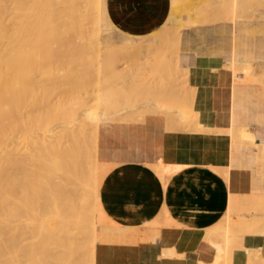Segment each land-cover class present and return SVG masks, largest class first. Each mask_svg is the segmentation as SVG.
<instances>
[{"label":"rangeland","instance_id":"rangeland-1","mask_svg":"<svg viewBox=\"0 0 264 264\" xmlns=\"http://www.w3.org/2000/svg\"><path fill=\"white\" fill-rule=\"evenodd\" d=\"M74 1H73L74 3H72V1L70 0V3L73 6L77 4L78 8L80 6L79 2L81 3V7L83 8V9L79 8V11H81V13L76 11L77 6L75 7L76 9L75 13H73L74 8L73 6H71V4H69L68 0L66 2H63L64 4H66L65 5L66 7L65 6L63 7V5L61 4L62 2H60V4L62 5L61 6L59 4L60 5L59 7L60 21L64 20L62 21V23L61 22L60 23L62 27L64 28L65 24L63 25V22H66V26H68L67 21L70 23H73V20L77 21L78 17L80 21H83L84 23L78 20V23L74 21V23L77 24L76 28H74L75 27V25H73L74 23L70 24L71 28L70 27L64 28L66 29L67 33L63 34L64 39L62 42L65 44H63L62 42L61 43L62 45H64V47L67 46L66 48L69 47L68 49H70V53H69L70 55L67 57L68 59L66 58V56L64 57L62 56V59L63 58L64 59L63 60L61 59V57L58 55V53H60L61 51L60 52L56 51L57 53L53 51V53L57 54L55 56L57 57L59 56L58 57L60 58L59 61L63 64V66L65 65L64 61L66 62L65 67L61 66L62 69L64 68L66 69V66L69 65L71 61H73L75 65H70L72 68L67 66L69 69H66V70H69V71H65L64 69L63 72L62 71L60 72V69H61L59 67L60 65L57 63L58 61L57 58H55L57 61L55 59L53 61L55 64L58 65L60 69L58 70L56 75L53 74V79H52L53 81H52V80H49L48 78L49 73L47 72L46 74V71H44L46 70L44 66H46L47 62L43 61L44 58L41 59L43 62L38 64L39 71L37 72L40 75V77L37 76V78L42 80L40 82L43 84L40 83L39 87L41 85V87L43 88L40 87L39 88L40 90L39 89L38 90L40 93H42V96L45 95L46 97L52 98V99L51 101H49L48 98L45 99L44 102L46 103L44 102L41 103L42 101L41 99L40 100L36 99L37 100V103H36L34 102L32 97H30V99L32 98L31 100L33 101L29 100V97H27L26 98L27 101L29 100L27 104L28 106H25L23 104V106H25L23 108L29 107L28 109L30 113L31 112L34 113L35 108H33L32 106L34 105V103L35 104L40 103L37 105V108L39 106V109L42 111V115L39 116L40 119L38 121L43 123L44 122L43 118L45 117L44 113L46 112L44 104H47V103L49 105H51L52 103L56 104L58 100H62L61 97L62 98L67 97L66 98L68 99L67 101L64 98V101L66 102V104H69V103L72 104L73 102L72 105L70 104L71 105L70 108L73 110L75 109V111L76 110L77 111L76 113H74V111H72L73 112L72 114L70 113L71 115L76 114L74 116H71L69 114L71 120L69 119V116L67 118L66 115L59 113L58 115L64 119L63 120L61 117H59L60 119L63 120V123L61 122L62 120H60L61 123L58 120L57 121L59 122L58 124H55L54 122L53 125H51L52 127H50L52 129H49V132L51 131V133L45 132L46 133L45 134L41 130L39 131L37 130L35 137H38L39 141H41L47 135V138L49 137L48 138L49 140L45 138L46 140L45 142L49 143L48 141H50L52 143H55L56 140L51 139L52 135H54L52 138H55L57 134L65 130L64 128L71 129L74 134V139L76 138L75 140L78 141V142L76 141L75 143L78 144L82 142V144L80 143L79 146L76 144L77 149H80L81 151L79 155L81 153H84L87 150V148L89 149V151L86 152V154L84 153V157L82 158V160H79L81 161L80 165L84 172L83 176L85 178V179L81 178V182L85 181L86 184L88 185L86 188H84L86 189V191L83 192L86 195L82 194L83 199L86 201V204H87L86 212H85L86 215L84 216L87 228L88 227L90 228L91 226L90 224L93 222V219H91L93 218L92 217L93 201L96 199L94 202V206L96 207L98 195H99V201H100V190H101L102 181L104 177L111 170H113L115 167L121 164L129 163V162L150 164L149 166L154 169L156 167V164H158V162L161 163L160 161L163 158L162 155L166 149L177 148V145H176L177 141H175L177 136H182V137L184 136L186 138L187 151H189L192 148L190 144H193L192 136L196 134H202V133L220 132V131L212 130L211 128H208V127H204L201 124L213 123V120H216L219 117H223V120L225 123L228 124L229 121L231 124L237 123L238 125L243 126L246 130L253 132V134H255L254 135L255 141H257L258 143H260V141H264V0H255V1L249 0V2L243 7V9L246 12L244 10L243 11L241 10V13H239L240 16L236 18L235 20H229L228 18L230 15L229 14L230 12H228L230 10L229 9L230 0H220V2L218 0H205V1L204 0H155L154 5H156L158 7V10H161L163 13L162 18L158 22V26L156 30L161 31L165 34H169L171 31V28L177 27L180 32L179 34L180 40L178 41L177 44L175 42V39L172 37H167L165 39H163L162 37H158V36L151 37V35L154 34L156 30H154V33L152 31L151 33H148V34L138 35V34H131L121 29L118 25H116L111 20L109 16V13H108L109 0H95V1L94 0H90V1L89 0H82V1L79 0V2L78 0L77 1L74 0ZM91 2L93 3L91 4ZM68 6L69 8L72 7L71 8L72 12L71 10L70 12L67 11L69 9ZM94 6H97V7H94ZM91 7L93 8V10H91L92 9ZM222 7H226L227 9L222 8ZM257 7H259L260 9ZM63 9L67 13H69L68 18L65 17V15L67 16V14H65V11ZM223 9H225V11ZM84 10H86V12H84ZM63 11H64V14H63ZM82 12H83V15H82ZM79 13L80 15L78 16ZM218 13L223 16L219 17L220 16L219 15L218 17L215 18L216 14ZM60 14L63 15V17L69 20H72V21L65 20V18L61 17ZM72 14L74 15V17ZM85 15H87V17H85ZM224 16L225 17L227 16L228 21L230 22L226 21L225 22L226 24L215 25L217 23H221L219 22L221 20L225 21L226 18ZM208 17H212V19L210 18L211 20H209ZM84 19H87L88 21ZM169 20L171 21L168 22ZM92 22H94V24ZM232 22H234L237 25H234ZM231 24L234 25V30H233L234 45H233V52L231 54L230 59L228 60L229 52H230V39L229 38H230V33L232 31ZM77 26L78 27L81 26V27L77 28ZM193 26H196V27L212 26V27L190 29ZM67 30L72 33L68 32ZM74 33H77L75 34L76 38L73 36ZM128 34L134 35L135 37L136 36L137 37L133 42L127 43L125 41V37ZM145 37H148V38L145 39ZM95 38L99 39V41H97ZM73 40H76V42L79 45L80 44L82 45L75 46V44L77 43L74 42L75 43L74 44ZM64 41H67V43ZM87 42L89 43L88 45H90V47L87 45ZM93 43H96V44L99 43L101 47L96 48V45H93V46L91 45ZM56 45L57 46L55 45L54 46L57 49L53 45L52 47H54V50L55 49L59 50L58 48L61 45L57 43ZM77 47H80L82 49L79 50V48ZM94 50L96 51L99 50L101 52L99 53L98 51V54H97V52L95 51L96 52L95 53ZM154 50L157 51L158 53H154ZM76 52L77 53L79 52L78 54L80 53L81 54L78 55ZM107 53L111 55L109 58L108 56H106ZM164 53H165V56L163 55ZM55 56H53V58ZM104 57L105 58L107 57L108 59L107 58L105 59ZM156 57L158 58L157 61H156ZM78 59L81 62V63L79 62L80 64L77 63ZM233 60L247 62V64H243L239 62H235V63L247 66V68H250L249 69L250 71H248L247 73L244 72L245 73L244 74L245 79L243 78L244 81H242V78H239L238 82H236L233 80L234 78L232 77V81L236 83H233L231 81L230 88H229V85L226 84V81H224V79L226 80V78H223V81L219 82L220 77H217L218 76L217 74H219L220 72H223L227 76L230 75L231 74L230 71L234 69L233 66L231 65V61L233 62ZM27 62L30 63L29 60ZM96 62L98 64H96ZM91 66H95V67H92V68H95V70L91 69L90 68ZM99 66L101 67V70ZM159 67H161V69ZM75 69L77 72H75ZM78 71H79V74H78ZM140 71H142L143 73ZM207 71L208 72L210 71V72L208 73ZM75 73L77 74V76ZM69 74L76 76V77L73 76L74 78L72 80L70 79L69 83L64 78L60 79L61 75H69ZM242 74L241 76L243 77ZM143 75L145 77H143ZM246 75H249L247 76L248 79ZM46 76H48L47 79L49 81H45L47 80ZM30 77L29 75L25 76V82L28 84V86L29 85L31 86L33 84L32 81H34L33 78L31 79ZM27 78L29 81L27 80ZM37 78L35 77L34 79H37ZM54 79H57V81L55 80L54 82ZM93 79L94 80L96 79L97 81H94ZM181 80L184 82H182ZM221 80H222V77H221ZM155 81H157L158 83ZM169 81L172 83L169 84ZM217 81L219 83H217ZM44 82L45 83L47 82V84L44 85ZM48 82L50 83V85L48 84ZM64 82H65V85H64ZM90 82L92 83V85H94V87L91 85ZM53 84L55 85V87ZM182 84H184L185 86ZM173 86L175 87L172 88ZM59 89L60 90L63 89L64 94L66 93L67 89H69L68 90L69 93L67 91L68 94L66 93L65 95H62L63 93ZM229 89L231 92L230 97H229ZM213 90H223L224 95L222 96L221 93L217 94L213 92ZM167 92H169V94ZM189 94L193 95L194 98L189 96ZM159 96H161V98ZM82 97L84 99H82ZM79 98L81 99L79 100ZM189 98H190V101H189ZM53 100L54 102H52ZM192 100L194 101L191 102ZM74 101H75V104L77 103L76 105L74 104ZM181 101L183 103H181ZM31 102H34V103H31ZM50 102L52 103L50 104ZM134 104L136 105L134 106ZM147 104L149 105L147 106ZM185 105L187 107H185ZM39 109L38 111H40ZM89 109L94 114L97 113V118L95 120L96 122L95 121H89V122L85 121L86 120V118L84 117L85 111ZM111 109L115 113L111 111ZM185 109H187V111H185ZM180 110H182V114ZM190 110H192L193 114L196 112L195 114H196V117L198 115L197 117L198 120L196 119V117H194L195 114L193 116L189 115L191 113L189 112ZM23 111H25V113L29 112V111L27 112L26 110H23ZM98 112H101V113H98ZM183 112L186 115L189 113L186 116L187 119L189 117L195 118V119L193 118L194 120L191 119L193 120V123L190 120V118L188 119L189 121H187V124L190 123L191 126H188L186 124L185 115L183 119V114H184ZM136 113L138 115H136ZM100 114L101 115L106 114L109 118L106 117L105 115L100 116ZM180 114L182 118L180 117ZM26 115L28 116L29 113ZM176 115L177 116L179 115V116L177 117ZM42 116L44 117L41 120ZM57 117L55 116V118ZM72 117H73V120H72ZM74 117H76V119ZM46 119L48 120L49 118H46ZM50 120H53V119L50 118ZM180 120H182L183 122L180 123L181 122ZM172 121L174 124L171 123ZM86 123L88 125H86ZM200 125L203 126L202 127L203 131L202 130L198 131L197 129H195V128H198V126L200 127ZM61 128H63V130ZM203 128L206 130H204ZM73 129L76 132H74ZM237 129H241V128H237ZM228 130L229 129H227L226 132H224L225 135L226 134L230 135V130L229 131ZM26 137L27 136H24L22 138V141H24L22 143L23 149L25 148V146L27 147L29 146V142H28L29 139L27 140ZM69 138L67 137V139L63 140L64 142L61 139L62 141L61 143H63L64 145L65 144L69 145V143H71L72 145L70 144L71 145L70 150H69V146H66V145H65L66 147L64 145L63 146L68 151H73V152L76 151L75 154L78 155L79 151L74 150V148L76 149L75 143H73L75 140L70 139L69 141ZM229 140H230V136H229ZM237 141L238 140L236 138L232 141L230 140L231 146L233 149L232 165L233 167H242L244 165L246 168L251 169L254 175V184H255V189H254L253 194L256 196L258 195L261 199H263L264 198V154L261 160H258L255 163H248L249 156L253 154L254 151H256L254 148L256 146L253 147L251 143H249L251 146L249 144L247 145L246 144L247 141L245 143L241 141H238V142ZM63 146L61 144V148L64 149ZM28 148L30 149V147ZM81 148H84L85 150ZM82 150L84 152H82ZM260 150L261 149H259V151ZM25 151H23V154L25 153ZM89 152L91 156L90 155L88 156ZM91 157L94 158V159L92 158V161H91L92 164L90 162H88L89 163L88 164L87 161H85L88 164V166H90V168L87 166L89 168L88 169L85 166L87 164L83 160H88ZM93 162H95L97 165H95V163L93 164ZM94 170L96 171L97 174H98V170H100L101 174H103L102 175L103 177L100 180L99 194L97 190L98 189V177L96 178V180H94V176H93L95 173ZM59 179L60 178L58 176L54 177L52 179V183L54 184L60 183ZM70 180H72V178ZM94 189L96 190V195L93 200V193H95ZM54 196L52 195L51 198H48L46 202L47 212H48L47 215H48L49 221L51 222H53L55 219L58 218L57 211H59L58 204H57L56 199L54 200ZM9 207L12 208L11 205ZM262 212H263L262 220L264 221V211ZM6 213H7L6 214L7 216L11 214H15L11 212L10 213L6 212ZM254 213H256V211L250 209L244 212L243 216L247 219H251ZM21 214L22 215L20 216H17L16 214L15 218L17 219L15 220H12V219L9 220L11 216H9L8 218L6 216L5 218L10 223V226L11 225L13 226V228L15 226L26 228L28 224H29L28 226H30L31 224H35L36 226L39 225L40 228L39 227H36V228L37 229L39 228L41 230V224L38 223L37 220L32 222L31 220H29V216H26V214H23V213ZM239 219L241 220L244 218H239ZM225 220L226 219H223V221L215 227L219 231L218 232L219 234L216 235L215 238L219 236L221 237V238L220 237L218 238L219 242H221L222 240L220 239L223 238L222 235L220 234H224L225 232H227L226 230L227 221ZM111 224L112 223L109 221L105 225L97 224L95 226V230H94L95 232L93 234L90 232L89 233L87 232L85 234V240L83 241L84 246L81 249V256L83 257L81 260L83 261V264H89L90 248H91L90 246H91L92 240H94V243L96 244L95 250H94L95 258H96V251L99 246L112 245L115 242L124 243L128 239L126 236L127 235L126 232H130V229L121 228L115 224L113 225ZM39 229L36 230V232H31V233L26 232L27 233L26 235L28 236L27 237L25 235L27 238L26 239L27 241L25 240V236H23L24 241L18 242L17 247L14 248L15 249L14 253L12 251L10 252L11 254L7 252L4 257L2 255L3 262L5 264H22V262L27 261L25 263L30 264L31 263L29 261L30 257L28 255L29 248L30 249L32 248L35 251L37 250L40 251L41 250L40 248L42 247L40 243L42 244L44 236L42 235L43 234L42 232L39 233L40 231ZM257 230L258 228L255 229L252 227H238L235 230H233L232 232H236V233L230 236L228 235V237H230L234 241V242L232 241L231 243L232 244L231 248L232 249L236 248L235 244L238 243L237 242L238 240L241 242V239H242L241 236L244 234H247L244 232H257ZM88 234L91 236H89ZM112 234L114 235L112 236ZM31 238H33L34 240L36 239L35 240L36 242L33 239L32 241L36 243L38 247L33 246L35 244L31 241ZM217 241H216V244H219V242ZM21 243L24 245H22ZM239 244L240 243H238V245ZM19 247L22 250L25 249L23 250V253ZM213 247L215 248V250H217L218 248L221 247V244H220V247L219 245L217 246L218 247L217 249L215 245L214 246L212 245V248ZM35 248H37V250ZM25 251L27 254L25 253ZM219 251L222 252L221 250ZM248 253L250 257L251 256L253 257V258L251 257L252 259L254 258L257 259L256 251H251ZM16 254H19L21 257L19 255L16 256ZM222 254L224 255L225 253L223 252L220 253V255ZM230 254H231V251L226 253L225 256H223V258L219 260L222 256H220L217 251V254L215 255L216 261H219V262L221 261L222 264H231L229 261ZM18 256L21 259L17 258ZM219 262L218 264H220ZM93 264H97L96 259H94ZM213 264H215V262Z\"/></svg>","mask_w":264,"mask_h":264},{"label":"bare ground","instance_id":"bare-ground-1","mask_svg":"<svg viewBox=\"0 0 264 264\" xmlns=\"http://www.w3.org/2000/svg\"><path fill=\"white\" fill-rule=\"evenodd\" d=\"M66 1L67 0H0V264L4 263L3 260H2L3 259L2 255L4 257L7 252L10 253V252L13 251V253H14L15 252L14 248L17 247L18 242L19 241L20 242L24 241L23 240L24 239L23 236H25L27 234L26 232H30V233L31 232H36V230H38L40 228L39 225L36 226L35 224H31L30 226H28L29 225L28 223H27L28 225L26 224L28 226V227L26 226V228L18 227V226L16 227L15 225H14L15 227L13 228V226L11 225L12 226L11 227L10 223L5 218L7 216L6 212L15 213V214L9 215V216H11L9 220H11V219L15 220V219H17V218H15L16 214H17V216H20V215H22L21 213H23V214H26V216H29V220H31L32 222L37 220L38 223L41 224V230L39 229L40 230L39 233L42 232L43 233L42 235L44 236L42 244L40 243V245L42 247L40 246L41 247L40 248L41 250L39 249L40 251H38L37 248H35L37 251H35L32 248L31 249L29 248L28 255L30 257V260H29L31 262L30 264H83V261L81 260L83 258L81 256V249L84 246L83 241L85 240V234L87 232L88 233L90 232V233L93 234L95 232L94 231L95 230V226L97 225V216H96L97 211H96V207L94 206V202L96 200V199L94 200L95 195H96V190L95 189H94L95 193H93V200L94 201H93V206H92L93 207L92 208V217L93 218H91V219H93V222L90 224L91 225L90 228L88 227L89 229L86 227V222H85V219H84L85 218L84 216L86 215L85 212H86V205L87 204H86V201L83 199L82 194L86 195L83 192L86 191V189H84V188H86L88 185L86 184L85 181L81 182V178L82 179L84 178V176H83L84 172H83L82 167L80 165L81 161H79V160H82V158L84 157V153L86 154V152H88L89 149L87 148V150L85 152L82 150V152H84V153H81L79 155V153L81 151H80V149H77V146H76L77 143H75L77 140H75L76 138L74 139V134H73L71 129L64 128L65 130H63V128H61L63 131L60 132L59 134H57L55 138H52L54 136V135H52L51 139L56 140V142H55L56 144L52 143L50 141H48L49 143H46L45 142L46 141L45 138H47V135H46L45 138L42 137L43 139L41 141H39L38 137H35V135L37 133V130L38 131L41 130L44 133L45 132H49V129H52L50 127H52L51 125H53L54 122H55V124H58L60 122V120L63 119L61 116L58 115L59 113L66 115L67 118L69 116V119L71 120L70 115L73 113L72 111H74V113H76V111H77V110L75 111V109L73 110V109L70 108L71 105L73 104L72 101H71L72 104L71 103L66 104V102L64 101L65 97L63 96L64 98L61 97L62 100H58L56 102V104L52 103V102H54V100L52 102H50V104L52 103L54 105H52V104L49 105L48 103L44 104L46 112L45 113L43 112V113L45 114V117L49 118V119L47 120L44 116H42L41 120L44 117L43 118L44 122L41 123L38 120L40 119L39 116L42 115V111L39 109V106L37 108V105L40 104V103H38V104L34 103V102L37 103V100H40V99L42 100L41 103H43L44 100L48 98L45 95L42 96V93L39 92V90H40L39 88L41 87V85L39 87V84L41 83L40 81H42V80L37 78V76L40 77V75L37 73L39 71L38 64L42 63L43 61L47 62L46 66H44V68L46 69L44 71H46V74H47V72L49 73V75H48L49 77L46 76V79L48 77L49 80H52L53 79V74L56 75L58 70L60 68L62 69L61 66H63V64L59 61L60 58H58V57L60 56L61 59H62V56L63 57L66 56V58H67L70 55L69 54L70 53V49H68L69 47L68 48H66L67 46L64 47V45H62V43H63L62 41L64 39L63 38V34L67 33L66 29H64V28H66V27H70L71 28L70 24H73L75 20H73V23H70V22L67 21L68 26H66V22H63V25L65 24L64 28H63L61 23L64 20L60 21V16H59V12H60L59 11V7H60L61 4L64 7L66 4H64L63 2H66ZM71 1H72V3L75 2L74 0H71ZM218 1L220 2V0H218ZM60 2H62V3L60 4ZM68 2H69V4H71L70 0H68ZM78 2H79V0H78ZM78 2H76V3H78ZM248 2H249V0H230V3L228 2L229 3V9H230V10L228 9L229 10L228 12H230L229 14L231 15V17H230V15L228 17L229 20H235L236 18H238L240 16L239 13H241V10L242 11L244 10L243 7ZM92 3L93 2H91V4ZM79 4H80L79 8H82L80 2H79ZM71 6H73V5L71 4ZM76 6H77V4L75 6H73V8H74L73 13H75V10H76L75 7ZM63 7H61V8H63ZM94 7H97V6H94ZM68 8H69V6H68ZM71 8H69L67 11L70 12V10H71V12H72ZM79 8L77 6V10L76 11L81 13V11H79ZM222 8H226V7H222ZM257 8H259V7H257ZM246 9H247V7H246ZM91 10H93V8ZM223 10L225 11V9H223ZM64 11H63V14H64ZM84 12H86V10H84ZM92 12H94V11H92ZM80 13L78 14V16L80 15ZM65 14H67V16L65 15V17L68 18L69 17V13H67L65 11ZM84 14H86V13H84ZM76 15H77V13H76ZM82 15H83V12H82ZM214 16H215V14H214ZM218 16L221 17L223 15L218 13V14H216L215 18L218 17ZM61 17H63V15H61ZM65 17H63V18H65ZM73 17H74V15H73ZM85 17H87V15H85ZM67 18H65V20H69ZM208 18H209V20L212 19V17H208ZM225 18H226L225 21L221 20L219 22H221V23H223V22L225 23L226 21L230 22V21H228L227 16ZM77 19L80 21L79 17ZM78 20L75 21V22L78 23ZM84 20H87V19H84ZM92 20H94V19H92ZM69 21H72V20H69ZM80 22H83V21H80ZM212 22H214V21H212ZM92 23L94 24V22H92ZM73 25H75L74 28H76L77 24L74 23ZM78 26H79V24H78ZM78 26H77V28L81 27V26L80 27H78ZM79 30H81V29H79ZM158 30H160V29H158ZM68 32H70V31H68ZM70 33H72V32H70ZM70 33H68V34H70ZM153 33H154V31H153ZM75 34H77V33L73 34L74 37H75ZM179 34H180V32H179L178 28L176 27V28H171V31H170L169 34H165V33L161 32V31H157L156 30V32L154 34H152L151 37H157L158 36V37H162L163 39H165L167 37H172V38L175 39V42L177 44L178 41L180 40L179 39ZM64 37H65V35H64ZM136 37L134 35L128 34L125 37V41L127 43H131V42H133L136 39ZM146 38H148V37H145V39ZM96 40L99 41V39H96ZM64 42L67 43V41H64ZM74 42H76V40H73V43ZM56 43L61 45L58 48L59 50H56L57 49L55 47V46H57ZM63 44H65V43H63ZM88 44L89 43L87 42V45ZM52 45L53 46L55 45L54 46L56 48L55 50H54V47H52ZM77 45H79V44L78 43L75 44V46H77ZM80 45H82V44H80ZM91 45L92 46L96 45V48L97 47H101L99 45V43L98 44L93 43ZM88 46L90 47V45H88ZM171 47H173V46H171ZM77 48H79V50L82 49L80 47H77ZM77 48H76V50H77ZM88 50H89V48H88ZM53 51H55V52L56 51H59V52L61 51L60 52L61 54L58 53L59 56L57 57V56H55L57 54L53 53ZM95 51L96 50H94V52ZM98 51L99 50L96 51L97 54H98ZM100 52L101 51H99V53ZM83 53H84V51H83ZM110 53H112V52H110ZM154 53H158V52L154 50ZM80 54H78V55H80ZM163 55L165 56V53ZM53 56H55V57L53 58ZM106 56H108V58H109L111 55H109L107 53ZM97 57H99V56H97ZM55 58H57V60L59 62ZM41 59H43V61ZM54 59L60 65L59 66L60 68L58 67L57 64L54 63V61H53ZM86 59H87V57H86ZM164 59H166V58H164ZM28 60H29L30 63L27 62ZM157 60H158V58L156 57V61ZM45 62H44V64H45ZM79 62L80 61L78 59L77 63H79ZM97 62H98V60H97ZM97 62H96V64H98ZM64 63L66 65L65 61H64ZM71 63H73V64H71ZM71 63H69V65H67V66L71 67L70 65H75L73 61H71ZM89 63H90V61H89ZM99 63H101V62H99ZM65 65L63 67H65ZM231 65L234 68V69H232L230 71L231 72V78L233 77L234 78L233 80L236 81V82H238L239 78H242V81H244V79H245L244 78V76H245L244 72L247 73L248 71H250L249 70L250 68H247V66H245V65L237 64L234 61L233 62L231 61ZM67 66H66V69H69ZM95 66H91L90 68L95 70V68H92V67H95ZM102 68H103V66H102ZM159 68L161 69V67H159ZM61 69H60V72L61 71L63 72L65 68L62 69V70ZM66 69H65V71H69V70H66ZM100 70H101V67H100ZM75 72H77L76 69H75ZM140 72H142V71H140ZM78 74H79V71H78ZM241 74L243 75V77L241 76ZM26 75H29V77L32 76L30 78L31 79L33 78V80H34V81L31 80L33 82V84L31 86L30 85L28 86V84L25 82V76ZM34 76L38 80L34 79L35 78ZM73 76H75V75H71V74H69V75H61L60 79L64 78L69 83V80L70 79L72 80L74 78ZM76 76H77V74H76ZM247 76H249V75H246V77ZM143 77H145V76L143 75ZM163 78H165V77H163ZM247 79H248V77H247ZM27 80H28V78H27ZM49 80L47 79L45 81H49ZM55 80L57 81V79H54V82H55ZM202 80H203V78H202ZM94 81H97V80L95 79ZM167 81H165V82H167ZM177 81H179V80H177ZM185 81H186V79H185ZM76 82H78V81H76ZM155 82H157V81H155ZM182 82H184V81H182ZM236 82H233V83H236ZM170 83H172V82L169 81V84ZM41 84H43V83H41ZM46 84H47V82L46 83L44 82V85H46ZM48 84L50 85L49 82H48ZM173 84H175V83H173ZM64 85H65V82H64ZM91 85H92V83H91ZM182 85H184V84H182ZM60 86H58V87H60ZM62 86H63V84H62ZM92 86L94 87V85H92ZM54 87H55V85H54ZM174 87L175 86H173L172 88H174ZM41 88H43V87H41ZM60 88H62V87H60ZM63 89L62 90L59 89V90L63 93L62 95H65L69 89H67L65 94L63 92L64 91ZM54 90H55V88H54ZM68 93H69V91H68ZM167 93L169 94V92H167ZM190 94H189V96L193 97V95H190ZM62 95H60V96H62ZM92 95H93V93H92ZM27 97H29V100H31L32 98L34 100V102H31V103H34V105L32 106L33 108H35L34 109L35 110L34 113H32V112L30 113V111L28 109L29 107L23 108L25 106H28L27 104H28L29 100L27 101V99H26ZM30 97H32V98L30 99ZM80 97H81V95H80ZM159 97L161 98V96H159ZM179 97H180V95H179ZM66 98H65V100L67 101L68 99H66ZM51 99L52 98H48L49 101H51ZM80 99L81 98H79V100ZM82 99H84V98L82 97ZM33 100H31V101H33ZM75 101H74V104H75ZM189 101H190V98H189ZM193 101L194 100H192L191 102H193ZM44 103H46V102H44ZM181 103H183V102L181 101ZM187 103H188V101H187ZM23 104L25 106H23ZM149 104H147V106ZM135 105L136 104H134V106ZM185 107H187V106L185 105ZM38 109L41 111V113H40V111H38ZM23 110H26L27 112L29 111L28 112L29 115L27 116L26 114H28V113H25V111H23ZM135 110H137V109H135ZM111 111H113V110L111 109ZM180 111H181V114H182V110H180ZM183 111H184V109H183ZM185 111H187V109H185ZM67 112H69V113H67ZM189 112H191L190 114L188 113L190 116H193L196 113L195 112L193 114L192 110H190ZM98 113H101V112H98ZM181 114H180V117L182 118ZM57 115H58V117H57ZM74 115H76V114H73L71 116H74ZM102 115H105L106 117H108L106 114H102ZM102 115L100 114V116H102ZM136 115H138V114L136 113ZM184 115H185V120H186L185 122L187 124V121H189L188 119L190 117L188 116L189 118L187 119V117H186L187 115L184 113L183 114V119H184ZM55 116L57 118H55ZM59 117H61L62 119H60ZM84 117L86 118V120H85L86 122L95 121L96 118H97V113L94 114L89 109V110L85 111V116ZM103 117H101V118H103ZM126 117H127V115H126ZM194 117H196V114L194 115ZM194 117L190 118V120L193 119ZM197 117H198V115H197ZM197 117H196V119H197ZM50 118L53 119V120H50ZM74 118L76 119V117H74ZM125 119H127V118H125ZM175 119H177V118H175ZM58 120H59V122H57ZM63 120L61 121L62 123H63ZM72 120H73V117H72ZM172 120H173V118H172ZM193 120H191L192 123H193ZM106 121H108V120H106ZM180 121H181L180 123L183 122L182 120H180ZM171 123H173V121ZM86 125H88V124L86 123ZM187 125L191 126L190 123H188ZM59 126H61V125H59ZM200 127L198 126V128H200V129H198V128H195V129H197L198 131H201L203 126L200 125ZM228 129L230 130V135L228 134V137L230 136V140L231 141L236 138L238 141H241V142H244V143L247 141V143H246L247 145L249 143H251L253 146H256L257 149L258 148L259 149H263L264 148L263 146H258V145H256L254 143L253 134L250 131H248V130H246L244 128H241V129H237L235 127L233 128L230 125H229ZM204 130H206V129H204ZM58 132H59V130H58ZM74 132H76V131L74 130ZM49 133H51V131ZM78 133H80V132H78ZM29 134H30V136H29ZM24 136H27L26 137L27 140L29 139V141H28L29 142V146L28 147H30V149L27 146H25V145H24L25 146L24 149L22 147V143L24 142V141H22V138ZM67 137L68 138L71 137V138H69V141H70V139H74L75 140V141L73 140L74 141L73 143H75L76 149L74 147L73 148H74V150L79 151L78 155L75 154L76 151L73 152V151H68V150L65 149L66 146H69V150H70V147L72 145L71 143L67 142V143H69V145L65 144L66 146L63 143H61L63 140L67 139ZM61 139H62V141H61ZM57 141L60 142L62 144V146L63 145L65 146V147L63 146L64 149L61 148V144L58 143ZM80 143L82 144V142H80ZM80 143H78L77 145L79 146ZM78 148H80V147H78ZM26 149H28V150H26ZM81 149H84V148H81ZM71 150H72V148H71ZM23 151H25L24 154H23ZM260 152L261 151H259V154H257V157L262 154ZM89 155H90V152H89L88 156ZM94 157H95V155H94ZM92 158L93 157L89 158L88 160H83V161L84 162L87 161V163L88 162L91 163ZM95 161H97V160H95ZM94 163L95 162H93V164ZM88 164L85 165V166L87 167ZM95 165H97V164L95 163ZM29 166H30V168H29ZM88 167L90 168V166H88ZM57 176L60 178L59 179L60 183H58V184L52 183V179L54 177H57ZM79 176H80V178H79ZM93 176H94V180H96V178H97L96 171H95ZM71 178H72V180H70ZM87 190H88V188H87ZM52 195L53 196L55 195L54 196V200L56 199L57 204H58V208H59V211H57L58 218L56 217L57 219H55L53 222L49 221V218H48V215H47L48 212H47V203H46L48 198H51ZM8 205L9 206L11 205L12 208H10ZM9 216H7V218ZM87 225H89V224H87ZM36 227H39V228L37 229ZM23 232H24V234H23ZM34 235H32V236H34ZM214 235L216 237V235H218V234L217 233H209L208 232V234L206 235L207 236L206 239L208 240V243H212V242L214 243V244L213 243L210 244V248H212V245L213 246L215 245V247L217 249L218 248L217 246L219 245V247H220V244H221V247L218 248L217 250H215L214 247H213L214 249L212 248V250L216 251L215 255L217 254V251H218L219 255L222 252L226 254V253L232 251L231 250L232 249L231 248L232 247L231 243H232L233 240L230 237H227L224 234H220V235H222L223 238L220 239L222 241L219 242V239H216V238H215V240L211 239ZM26 236H25V240L27 239ZM89 236H91V235H89ZM93 237H95V236H93ZM41 238H42V236H41ZM203 238H205V237H203ZM17 239H18V241H17ZM32 239L33 238H31V241H32ZM216 241L219 242V244H216ZM237 242L239 243L240 241L238 240ZM34 244L35 245H33V246H37L36 243H34ZM242 244H243V242H242ZM22 245H24V244H22ZM31 246H32V244H31ZM240 246H242V245L240 244ZM90 247L91 248H90L89 264H93L94 259H95V252H94L95 243H94V240L91 241V246ZM248 249L249 248H247L246 251L247 252H251ZM20 250H22V249L20 248ZM23 250H25V249H23ZM23 250H22V253H23ZM219 250H221L222 252H220ZM199 251H201V250H199ZM25 253H26V251H25ZM225 254L224 255L223 254L220 255L222 257L219 260H221L223 258V256H225ZM17 255H19V254H16V256ZM16 256H14V257H16ZM19 256L17 258H19ZM8 258H10V257H8ZM218 258H217V260H218ZM19 259H21V258H19ZM29 261H28V263H29ZM25 262H27V261H25ZM25 262H22V264H26ZM214 262H215V264H218L219 261H216V258H215ZM219 263L222 264L221 261Z\"/></svg>","mask_w":264,"mask_h":264},{"label":"crops","instance_id":"crops-1","mask_svg":"<svg viewBox=\"0 0 264 264\" xmlns=\"http://www.w3.org/2000/svg\"><path fill=\"white\" fill-rule=\"evenodd\" d=\"M154 2L109 0L108 13L126 32L148 34L156 30L163 16ZM220 24L226 23L215 25ZM233 24L228 60L234 45ZM217 75L219 82L226 78L230 88L231 74L227 76L220 72ZM213 92L224 95L223 90ZM230 94L229 89V97ZM226 124L223 117L213 123L201 124L220 132L192 136L189 151L186 138L177 136L174 139L177 148L166 149L161 163L158 162L154 169L150 164L129 162L115 167L104 177L100 201L98 195L96 202L97 224L105 225L109 221L111 225L130 229V232H126L128 239L124 243L99 246L95 258L97 264H213L215 251L210 248L206 235L208 232L219 234L215 227L223 219L227 221V232L224 233L227 237L236 233L232 231L238 227L258 228L257 232H244L247 234L242 235L239 242L243 247L235 244L230 263L264 264V198L253 194L255 184L251 169L232 165L233 149L224 132L229 125L244 127L230 121ZM254 135V143L263 146L264 141L258 143ZM254 148L256 151L249 156L248 163L263 158L264 148L260 150V158L257 157L259 149ZM102 175L98 170V194ZM250 209L256 213L247 219L243 215ZM213 237L211 239L215 240ZM247 248L257 252V259L250 257Z\"/></svg>","mask_w":264,"mask_h":264}]
</instances>
